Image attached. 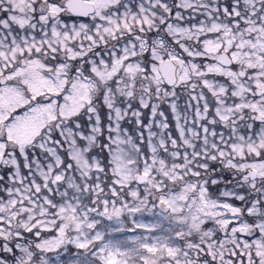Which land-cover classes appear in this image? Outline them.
Masks as SVG:
<instances>
[{"label": "snow or ice", "instance_id": "1", "mask_svg": "<svg viewBox=\"0 0 264 264\" xmlns=\"http://www.w3.org/2000/svg\"><path fill=\"white\" fill-rule=\"evenodd\" d=\"M0 264H264V0H0Z\"/></svg>", "mask_w": 264, "mask_h": 264}]
</instances>
